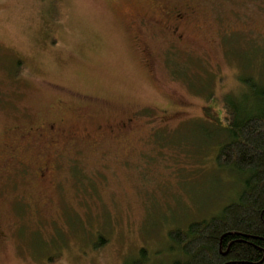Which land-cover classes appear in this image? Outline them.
Wrapping results in <instances>:
<instances>
[{"label":"rangeland","instance_id":"rangeland-1","mask_svg":"<svg viewBox=\"0 0 264 264\" xmlns=\"http://www.w3.org/2000/svg\"><path fill=\"white\" fill-rule=\"evenodd\" d=\"M248 81L264 0H0V264L170 260L242 189L215 156Z\"/></svg>","mask_w":264,"mask_h":264},{"label":"trees","instance_id":"trees-1","mask_svg":"<svg viewBox=\"0 0 264 264\" xmlns=\"http://www.w3.org/2000/svg\"><path fill=\"white\" fill-rule=\"evenodd\" d=\"M248 83L249 94L224 97L226 138L215 156L219 170L238 174L237 197L217 215L168 230L170 260H155L144 247L125 264H264V83Z\"/></svg>","mask_w":264,"mask_h":264},{"label":"flooded vegetation","instance_id":"flooded-vegetation-1","mask_svg":"<svg viewBox=\"0 0 264 264\" xmlns=\"http://www.w3.org/2000/svg\"><path fill=\"white\" fill-rule=\"evenodd\" d=\"M192 13V9L191 8H186V7H183V8H178V7H172L169 11H168V15L169 17L174 20L177 23H180L182 22L189 14ZM151 24H156V23H153V22H150ZM178 29H176L174 27L173 29V32L176 31ZM49 130L51 132L54 131V127H50ZM52 142L56 143V142H59L58 140L56 139H53ZM59 149L55 150L56 152L58 151ZM3 166V165H2ZM48 168H45V167H41L39 168V176L40 177H44V175L46 174V170Z\"/></svg>","mask_w":264,"mask_h":264}]
</instances>
